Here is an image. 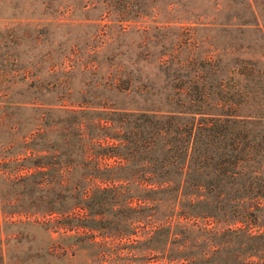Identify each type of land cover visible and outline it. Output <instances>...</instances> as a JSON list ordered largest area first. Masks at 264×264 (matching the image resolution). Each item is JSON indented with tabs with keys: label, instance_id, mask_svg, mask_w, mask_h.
I'll return each instance as SVG.
<instances>
[{
	"label": "rangeland",
	"instance_id": "1",
	"mask_svg": "<svg viewBox=\"0 0 264 264\" xmlns=\"http://www.w3.org/2000/svg\"><path fill=\"white\" fill-rule=\"evenodd\" d=\"M250 2L255 15L247 0H0V219L16 222L5 225L9 264L112 263L122 248L155 254L146 220L162 222L176 194L138 181L148 165L136 167L112 139L123 129L109 107H147L113 88L116 71L161 82L157 53L182 30L152 27L185 17L233 27L196 34L261 57L264 0ZM143 28L158 35L146 60L137 59ZM118 153L124 159L109 157ZM169 169L164 179L177 185L179 169ZM261 211L254 229L264 233Z\"/></svg>",
	"mask_w": 264,
	"mask_h": 264
},
{
	"label": "trees",
	"instance_id": "2",
	"mask_svg": "<svg viewBox=\"0 0 264 264\" xmlns=\"http://www.w3.org/2000/svg\"><path fill=\"white\" fill-rule=\"evenodd\" d=\"M203 23L211 22L185 17L152 27L182 30L174 44L161 45L157 53L161 82L143 81L138 69L126 73L121 64L116 71L113 88L134 92L147 107L126 112L109 107L123 129V136L112 139L132 164L148 165L138 181L157 185L159 192L172 189L176 196L162 222L146 220L155 254L134 257L122 248L112 263L100 264H264V233L254 229L264 209V53L249 57L233 45L228 51L212 46L197 36L198 28L233 27L197 26ZM136 31L142 35L137 48L146 51L137 59L146 60L147 44L158 35ZM175 166L180 180L171 185L164 178L172 177L169 168ZM7 224L16 222L0 219V264H9Z\"/></svg>",
	"mask_w": 264,
	"mask_h": 264
}]
</instances>
